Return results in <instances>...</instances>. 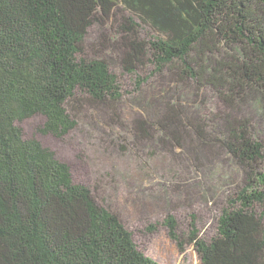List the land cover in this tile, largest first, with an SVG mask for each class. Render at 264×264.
I'll return each mask as SVG.
<instances>
[{
    "label": "trees",
    "instance_id": "1",
    "mask_svg": "<svg viewBox=\"0 0 264 264\" xmlns=\"http://www.w3.org/2000/svg\"><path fill=\"white\" fill-rule=\"evenodd\" d=\"M119 71L134 79V94ZM155 76L149 94L143 86ZM182 89L191 106H203L198 93L209 89L226 112L200 120L185 109ZM128 96L144 110L161 105L155 122L138 115L128 130L143 145L158 133L176 140L193 183L208 177L209 145L247 175L241 208L230 200L217 237L185 240L201 264H264L263 219L250 208L251 200L264 203L256 189L264 186L263 144L252 136V117L245 124L222 116L250 103L264 114V0H0V264H160L106 198L75 183L71 167L21 127L42 116L38 132L64 138L85 123L97 130L98 116L110 135L111 126L129 124L121 112ZM165 225L183 250L177 222L168 216Z\"/></svg>",
    "mask_w": 264,
    "mask_h": 264
},
{
    "label": "rangeland",
    "instance_id": "2",
    "mask_svg": "<svg viewBox=\"0 0 264 264\" xmlns=\"http://www.w3.org/2000/svg\"><path fill=\"white\" fill-rule=\"evenodd\" d=\"M94 33L96 34L90 44L96 45L98 32ZM106 34L108 35V32ZM149 34L144 33L142 40H153ZM150 71L148 70L143 77L150 74ZM118 74L121 75L125 92L134 94V79L128 75L124 76L121 71ZM157 82H160V78L155 76L143 86V89L150 90L149 94L156 93L154 88H146L149 85L158 88ZM184 98L190 99L191 94L183 97L182 89L180 99L184 102L185 109L199 112V116L196 117L202 118L200 119L202 121L212 119L213 115L220 111L226 112V104L223 106L209 89L198 93L197 100H201L203 106H191L190 101ZM131 99L132 97L128 96V101L121 108L123 122L129 123L138 115H143L151 122L161 117L160 104L156 105V108L144 110L136 105V100ZM229 114L245 124L249 117L253 118L250 123L254 127L252 136L263 144L260 151L264 155V114L259 111L258 105L250 103L240 115L232 114L228 110L222 116L226 117ZM96 119L99 121L97 125L95 124L97 130L85 123L79 130L64 138L40 134L38 129L45 123L42 116L25 120L21 127L26 137L37 138L71 167L75 183L90 187L97 195L108 200L122 215L135 241L147 255L160 264H201L194 244L186 243L193 236L204 242L217 237L218 223L224 215V209H228L231 199L237 202L235 207L241 208L238 200L240 194L247 191L243 184L247 175L238 168L236 159L225 149L209 145L210 166L204 158L202 159L206 166L204 172L208 177L205 178L203 185L200 182L193 183L194 171L188 165L186 160L188 156L176 148L178 142L172 140L170 136L163 133L154 134L155 139L143 145V142L134 139L128 130L130 123L126 129L111 126V134L105 135L101 120L98 116ZM102 119L108 123V118L106 120L104 116ZM249 129L251 130L250 127ZM157 138L162 139L168 150H172L180 157L179 163L171 161L168 154L159 148ZM181 138L184 139V143L188 140V135L184 133ZM190 138H193L192 133ZM260 167L259 172L264 174V158ZM209 170L211 171L208 172ZM256 189L264 192V186H258ZM206 191L209 193L208 199ZM250 203V208L263 219L264 224V203L255 200H251ZM168 216L177 222L179 231L176 236L186 244L182 246L183 250H180V246L171 238L170 229L165 225Z\"/></svg>",
    "mask_w": 264,
    "mask_h": 264
}]
</instances>
